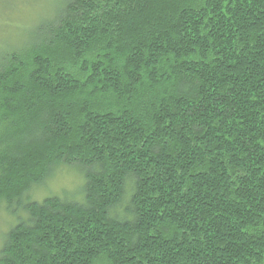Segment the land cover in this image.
I'll return each instance as SVG.
<instances>
[{"label":"trees","instance_id":"16d2710c","mask_svg":"<svg viewBox=\"0 0 264 264\" xmlns=\"http://www.w3.org/2000/svg\"><path fill=\"white\" fill-rule=\"evenodd\" d=\"M63 165L83 202L24 197ZM0 204V264H264V0H53L0 52Z\"/></svg>","mask_w":264,"mask_h":264},{"label":"rangeland","instance_id":"374dc122","mask_svg":"<svg viewBox=\"0 0 264 264\" xmlns=\"http://www.w3.org/2000/svg\"><path fill=\"white\" fill-rule=\"evenodd\" d=\"M52 3L53 0H0V52L20 44L36 26L38 19L49 12ZM83 182L79 168L63 165L54 168L43 182L33 185L24 197L39 202L46 197L57 196L81 203L84 199ZM17 206L6 210L5 205L0 204V241L6 230L26 215Z\"/></svg>","mask_w":264,"mask_h":264}]
</instances>
